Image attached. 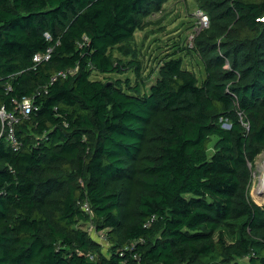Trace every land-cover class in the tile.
Instances as JSON below:
<instances>
[{
    "label": "trees",
    "instance_id": "obj_1",
    "mask_svg": "<svg viewBox=\"0 0 264 264\" xmlns=\"http://www.w3.org/2000/svg\"><path fill=\"white\" fill-rule=\"evenodd\" d=\"M195 1L208 24L185 49L204 77L180 48L146 91L130 44L167 0H0V109L17 116L16 146L0 120V264H264V204L249 195L264 0ZM129 71L135 84L107 77Z\"/></svg>",
    "mask_w": 264,
    "mask_h": 264
},
{
    "label": "rangeland",
    "instance_id": "obj_2",
    "mask_svg": "<svg viewBox=\"0 0 264 264\" xmlns=\"http://www.w3.org/2000/svg\"><path fill=\"white\" fill-rule=\"evenodd\" d=\"M198 11V4L195 0H167L163 11L149 18L151 22L150 26L144 30L136 31L134 42L130 45L136 48L139 60L141 61V77L146 80L143 90L147 91L155 82L157 78L156 72L149 79L146 78L150 72L156 69L159 61L167 54L179 51L180 48L184 49L177 52V55L182 58L183 66L194 72L199 80L204 77L200 59L194 53L185 49V46H188L191 36H193L194 31L197 29ZM113 53L123 60L129 59V57L121 55L116 50ZM107 77L129 80L131 84H135L137 81V77L132 71L123 75L112 74ZM95 78L104 80L105 76L99 75L95 76ZM263 163L264 152L256 158L254 163L249 191L251 199L258 204H264V195L257 193L260 179H264ZM88 229L91 235L101 243L103 253L107 254V243L101 238L102 234L97 233L92 226Z\"/></svg>",
    "mask_w": 264,
    "mask_h": 264
},
{
    "label": "built area",
    "instance_id": "obj_3",
    "mask_svg": "<svg viewBox=\"0 0 264 264\" xmlns=\"http://www.w3.org/2000/svg\"><path fill=\"white\" fill-rule=\"evenodd\" d=\"M197 20H198V22H197L198 26H197L196 31H194L193 36H191V38H190V41H189V44H188L189 47H192L193 38L199 33V31L201 29L206 28L207 24H208L207 16L200 10L198 11ZM49 51L50 50H48L47 53L44 56L37 54L34 57V61L39 62L43 58L48 59ZM67 74H68V72H59L56 75L52 76L51 81L54 82L58 78H65L67 76ZM17 109L19 110V113L23 117H28L31 114L32 110H33L32 99L29 98V97L28 98H23V100L20 103H18ZM0 120H1V122L3 124L5 123L6 126L9 128L8 129V139L10 141H12L13 146H16V142H15L14 137H13V126L17 122L16 113H6L4 108H1L0 109ZM1 135H2V132L0 133V137H1ZM82 208H83V210L86 213L92 214L91 209H90V207L88 206L87 203H84Z\"/></svg>",
    "mask_w": 264,
    "mask_h": 264
},
{
    "label": "bare ground",
    "instance_id": "obj_4",
    "mask_svg": "<svg viewBox=\"0 0 264 264\" xmlns=\"http://www.w3.org/2000/svg\"><path fill=\"white\" fill-rule=\"evenodd\" d=\"M262 165H263V169H264V163ZM257 193H262L264 195V179H260L259 187L257 189Z\"/></svg>",
    "mask_w": 264,
    "mask_h": 264
},
{
    "label": "water",
    "instance_id": "obj_5",
    "mask_svg": "<svg viewBox=\"0 0 264 264\" xmlns=\"http://www.w3.org/2000/svg\"><path fill=\"white\" fill-rule=\"evenodd\" d=\"M261 195H262V193H261Z\"/></svg>",
    "mask_w": 264,
    "mask_h": 264
}]
</instances>
